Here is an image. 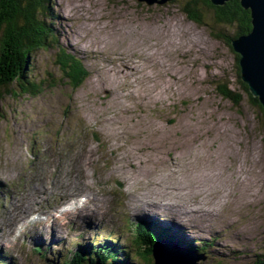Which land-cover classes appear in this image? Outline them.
Instances as JSON below:
<instances>
[{
  "label": "rangeland",
  "instance_id": "obj_1",
  "mask_svg": "<svg viewBox=\"0 0 264 264\" xmlns=\"http://www.w3.org/2000/svg\"><path fill=\"white\" fill-rule=\"evenodd\" d=\"M186 1L51 0L58 46L87 76L72 90L60 80L56 51L39 50L31 72L37 93L17 91L0 102V178L12 189L0 187L7 194L0 195V239L10 244L12 264H26L18 257L29 239L40 246L52 239L53 256L100 235L123 248L133 240L129 224L142 221L137 216H156L141 219L174 233L171 242L190 262L253 264L264 256V116L242 90L238 60L223 40L236 25L199 4V26L182 14ZM218 85L240 94L239 105L223 100ZM77 195L85 201L75 213H53L49 235L37 242L24 225L22 243L15 203L46 213ZM142 199L153 209L143 211ZM176 203L191 208L173 211ZM171 217L184 231L169 227ZM171 242L156 243L165 264L174 258ZM203 245L205 256L197 255Z\"/></svg>",
  "mask_w": 264,
  "mask_h": 264
},
{
  "label": "trees",
  "instance_id": "obj_2",
  "mask_svg": "<svg viewBox=\"0 0 264 264\" xmlns=\"http://www.w3.org/2000/svg\"><path fill=\"white\" fill-rule=\"evenodd\" d=\"M199 4L212 7L216 21L225 25H236L233 36L223 39L229 48H231L232 40L250 32V12L240 6L239 0H229L221 7L211 5L208 0H187L180 5L182 14L189 21L202 26L200 16L197 14ZM53 19L51 0H0V102L7 95L14 96L17 91L24 95L37 93L38 85L33 82L31 72L34 68V55L39 50L52 48L56 51L55 61L60 72V80H63L72 90H77L85 82L87 72L78 59L58 46ZM235 56L238 60V56ZM239 84L264 116L257 98L251 97L245 84L242 82ZM216 91L223 100L235 106L239 105L241 95L226 85L216 86ZM140 220L143 221V219ZM150 229L140 226V229L136 230L139 234L137 237L134 236V240L130 243L133 254L131 257V254L127 253L126 260L119 258L117 251L111 249L112 246L108 248L104 245L105 247H97L100 250L96 249L93 254L95 256L84 253L82 249L77 250L76 256L79 261L71 264H136V262L153 264L151 251L154 243L159 241L161 236ZM185 240L182 237L179 241ZM145 247L144 254L142 248ZM205 247L203 245L202 248H194V251L203 254ZM253 264H264V256H258Z\"/></svg>",
  "mask_w": 264,
  "mask_h": 264
},
{
  "label": "water",
  "instance_id": "obj_3",
  "mask_svg": "<svg viewBox=\"0 0 264 264\" xmlns=\"http://www.w3.org/2000/svg\"><path fill=\"white\" fill-rule=\"evenodd\" d=\"M147 5L164 4L167 0H136ZM229 0H209L216 7H221ZM240 6L250 12L251 30L230 42L235 55L238 56L239 79L247 86L249 94L257 98L264 112V0H239ZM174 256L170 264H197L182 257L175 246H168ZM145 251V250H144ZM143 248L142 252L144 253ZM153 264H165L162 255H158L155 247L151 251ZM145 254V253H144ZM168 264V263H167Z\"/></svg>",
  "mask_w": 264,
  "mask_h": 264
},
{
  "label": "bare ground",
  "instance_id": "obj_4",
  "mask_svg": "<svg viewBox=\"0 0 264 264\" xmlns=\"http://www.w3.org/2000/svg\"><path fill=\"white\" fill-rule=\"evenodd\" d=\"M81 63V62H80ZM125 70V69H124ZM39 151V149L37 150V149H34L33 151H32V153H33V157L35 158V155H36V153ZM31 153V152H30ZM40 155V154H39ZM29 156V155H28ZM37 174H39V173H37ZM37 182H41L42 180L40 179V176H37L36 177V179H35ZM125 188V187H124ZM118 190H119V193H120V195L117 193V192H115V194H117V196L119 195L120 197H122L123 196V189L121 188L120 189V186H119V188H118ZM155 191H157L158 192V194H164V193H162L161 191H158V190H155ZM2 192H3V190H2ZM167 194V193H166ZM0 195L1 196H3L4 195V193L3 194H1L0 193ZM143 197H145V198H150V195H148V194H144V195H142ZM160 196H166L165 194L164 195H159V197ZM74 198H81V197H79L78 195L77 196H70V199H71V202L72 201H74V203L73 204H71V202H63L62 201V203H61V206H55V207H52V208H50V206L48 207H46V210L47 209H49L45 214H43L42 216H37L36 218H32L31 220H29V222L31 223V224H36V226H34L33 225V230H36V229H39V232L37 231V234H39L40 233V228L42 229V230H44L46 233H48V227L46 226V225H49V227H50V225H51V227H53V224H52V222H51V218H52V214L53 213H57V212H59L58 210H62L63 208V206L64 207H68L69 206V208H67L65 211H63L65 214H68V213H70V212H74L75 210H76V200H74ZM161 198V197H160ZM167 200H171L172 198L171 197H169V198H167V197H165ZM91 201H93V202H95L96 200H94L93 199V197H91V198H89ZM141 200V199H140ZM139 200V201H140ZM142 201H143V203H141V209L144 211V209H145V207L146 208H149L150 210H152L153 209V205L150 203V202H148L146 199H142ZM27 203V202H26ZM170 206H172V210L173 211H177L178 209L180 210V211H184V212H187L191 207H189V208H187V207H182L179 203H176V204H170ZM30 208V207H29ZM14 209L16 210V207H14ZM26 209H28V208H26ZM15 210H14V212H15ZM25 209H23V210H21L20 211V213H22L23 211H24ZM173 211H171L170 210V212H172L173 213ZM156 216H152V217H145V216H137V218H138V220L139 219H141V218H143V219H154ZM69 219V218H68ZM171 221V223L174 221V218H172L171 217V219H167V221ZM166 221V220H165ZM169 221H168V224L170 225V226H174V229L176 230V231H184V225L182 224V226H176V225H172L171 223H169ZM11 223V222H10ZM10 223H8V224H6L5 226H4V228L6 229V231L9 229V226H10ZM173 224H176V223H173ZM38 225V226H37ZM64 230L65 229H63L62 228V230H61V232H64ZM34 232V231H33ZM32 232V236H35V234ZM36 237V236H35ZM0 238H2L1 236H0ZM180 238H182L180 235H177V241H179L180 240ZM185 239V238H184ZM0 242H2L3 244H5L6 245V243L7 244H9L8 243V241H3V240H1L0 239ZM35 242H37V239L35 238ZM28 243L30 244V245H34V243L29 239L28 240ZM6 247H7V245H6ZM209 249V248H208ZM161 251H162V253L161 254H163V258L164 259H166V258H168V255L166 256L165 254H164V251H163V249H161ZM50 259L51 258H53V257H49Z\"/></svg>",
  "mask_w": 264,
  "mask_h": 264
},
{
  "label": "flooded vegetation",
  "instance_id": "obj_5",
  "mask_svg": "<svg viewBox=\"0 0 264 264\" xmlns=\"http://www.w3.org/2000/svg\"><path fill=\"white\" fill-rule=\"evenodd\" d=\"M212 5V4H211Z\"/></svg>",
  "mask_w": 264,
  "mask_h": 264
}]
</instances>
